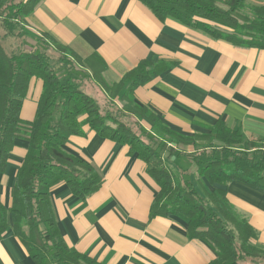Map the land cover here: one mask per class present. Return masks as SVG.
<instances>
[{"label":"trees","instance_id":"1","mask_svg":"<svg viewBox=\"0 0 264 264\" xmlns=\"http://www.w3.org/2000/svg\"><path fill=\"white\" fill-rule=\"evenodd\" d=\"M40 1L0 0V175L16 143L26 145L10 190V206L0 201V239L12 231L32 264H100L67 246L50 198L51 188L59 183H65L81 200L99 190L101 180L95 170L63 149L69 137L83 135L87 126L99 137L127 146L129 153L146 165L159 189L149 217H185L189 239L205 242L216 253L207 264H264V248L252 242L255 231L247 221L226 206V192L210 191L201 182L223 187L240 182L264 192V151L260 149L264 139L249 141L220 120L208 133L183 135L149 108L135 104V89L169 69L168 63L142 60L119 82L108 84L103 76L106 63L95 53L80 59L47 33L35 37V47L27 49L29 35L22 22ZM137 1L160 22L172 18L213 39L264 49V4L248 6L246 0ZM244 9L248 15L242 14ZM49 40L59 54L58 61L48 52ZM62 53L72 55L86 77L67 76L63 81L58 74L62 69H55L56 64L69 61ZM32 80L41 81L42 89L33 120L23 121L20 111ZM84 80L99 87L104 93L102 100L81 87ZM110 108L118 115L137 116L148 128L137 121L135 132L112 121L110 113H101ZM172 144L194 149L186 153ZM179 158L189 163L187 169ZM191 167L194 170L190 172Z\"/></svg>","mask_w":264,"mask_h":264},{"label":"crops","instance_id":"2","mask_svg":"<svg viewBox=\"0 0 264 264\" xmlns=\"http://www.w3.org/2000/svg\"><path fill=\"white\" fill-rule=\"evenodd\" d=\"M22 26L29 50L35 37L47 33L80 59L97 54L106 63L108 84L142 60L168 63L169 69L135 89L133 102L178 133H207L220 120L249 141L264 139V49L213 39L172 18L160 22L137 0H41ZM41 89V81H31L20 111L23 121L33 120ZM83 131L69 137L63 149L95 170L99 190L85 200L65 183L50 190L57 226L72 251L100 264H207L216 257L205 242L189 239L185 217H149L159 189L127 146L88 127ZM25 153L26 145L17 142L0 175L5 207ZM192 181L198 189L197 178ZM201 182L210 191L226 192V206L247 221L255 231L253 242L264 248V192L240 182L224 187ZM8 221L12 225V214ZM0 264H32L12 231L0 239Z\"/></svg>","mask_w":264,"mask_h":264},{"label":"rangeland","instance_id":"3","mask_svg":"<svg viewBox=\"0 0 264 264\" xmlns=\"http://www.w3.org/2000/svg\"><path fill=\"white\" fill-rule=\"evenodd\" d=\"M247 5L248 6H254L253 4H250V3H248ZM241 11H242V14L243 15H248V9H244V10H241ZM38 38L40 39V36H38ZM47 46H48L47 49L49 48V50H48L49 54L54 57L53 60L54 61L55 60L58 61L59 54L55 51L54 45L51 43L50 40L47 41ZM62 54H63V56H65L66 58H68L69 61L67 62L66 65H62V66H59L58 64H56L57 67H55V69L57 70L59 67H60V69H62L61 71H59L58 74H59L60 78L63 81L67 78V76L68 77H72V78H79V79H81L82 77L83 78L86 77L85 71L81 70L82 69L81 65L76 62L75 58L72 55H69L67 53H62ZM91 85H92V83H90L88 80L87 81L84 80L81 83V87H83L89 95L93 96L97 100L98 99L99 100H102L103 99V95L100 92H98V90H97L98 88L96 89L95 87H93ZM117 104H119V102H117ZM105 112H108V113L111 114L110 115V118H111L112 121H116L118 123H122L126 127H129L130 129H132L135 132H137L136 131V129L138 128L137 125L139 126V124L137 123V121H140L137 116L134 117L132 115H118V112L116 111L115 108H110L109 110L103 109V111L101 113L103 114ZM135 123H137V124H135ZM139 123H141L144 127L148 128V125L144 121H140ZM108 125H110L112 127H115V125H113L111 122H109ZM85 127H87V126H85ZM198 141H199V143H201V145H203V146L205 145V143L201 142L200 140H198ZM172 146L173 147H178L182 152H186V153L193 152V149H194L192 146L183 147L181 145H175V144H172ZM260 149H262V150L264 149V143L261 144ZM165 156H167V154L164 153V157ZM179 159L181 160V162H180V163H182L181 165L184 168L187 169L189 166L188 165H185V164L186 163L189 164V163L186 162V160L183 163L182 162V161H184L183 158H179ZM192 168L193 167H191L190 172H191ZM193 170H194V168H193ZM191 177L192 178H196V175L195 174H192ZM247 264H250V263L248 262Z\"/></svg>","mask_w":264,"mask_h":264},{"label":"built area","instance_id":"4","mask_svg":"<svg viewBox=\"0 0 264 264\" xmlns=\"http://www.w3.org/2000/svg\"><path fill=\"white\" fill-rule=\"evenodd\" d=\"M263 151H264V149H263Z\"/></svg>","mask_w":264,"mask_h":264}]
</instances>
